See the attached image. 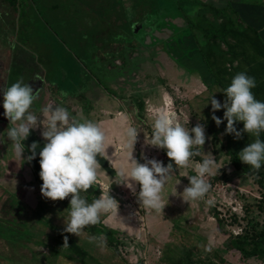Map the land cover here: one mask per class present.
<instances>
[{"label":"rangeland","instance_id":"obj_1","mask_svg":"<svg viewBox=\"0 0 264 264\" xmlns=\"http://www.w3.org/2000/svg\"><path fill=\"white\" fill-rule=\"evenodd\" d=\"M137 1L17 0L18 6L13 7L0 0V218L14 221L17 226L28 220L26 227H33L35 240L48 244L29 242L26 249L9 244L10 240H0V264H24L22 256L26 254L28 258H37L32 261L34 264H161L168 245L190 249L195 263L211 257L219 264H264V258H244L229 247V233L243 236L264 232V170L250 176L231 159V152L237 155L256 137L244 133L237 140L234 135H222L227 121L217 127L211 119L210 104L213 95L223 104L226 97L222 90L207 85L203 77L177 62L200 68L196 58L193 63L183 59L185 45L193 41L179 39L177 35L188 28L187 16L197 24L198 14L204 8L187 2L176 5L158 0L156 10L148 12L144 6L138 8ZM244 1L252 3V0ZM205 15L214 20L211 13ZM215 22L219 21L215 19ZM192 28L203 42L201 30L193 25ZM34 75L36 81L41 78L44 83V92L48 93L53 86L58 92L73 93L75 97L69 95V102L64 105L72 116L82 120L98 122L113 117L116 110H125L128 126L135 127L138 138H143L142 142H136L133 152L140 163L145 162L141 158L143 154L148 159L162 161L165 166L167 157L163 150L145 144V135L151 136V124L158 115L174 118L188 129L197 123L204 124L207 139L201 151L206 155L211 153L217 164L214 174L206 177L210 191L200 200L189 203L183 200V191L190 183L187 176L195 175V165L190 163L188 168L176 170L167 182L162 193L165 208L160 212L145 209L137 202V196L116 178L117 170L127 168L132 155L131 149L127 147V155L122 148L113 154V158L117 156L113 161L118 168L115 173L100 168L97 182L88 192L81 193L89 203L88 195L93 197L96 190L98 198L103 191L118 202L116 214H102L101 223L117 230L116 238L122 243L111 246L102 231L88 226L80 237L74 235L89 254L85 261L64 259L60 263L54 258L45 259L52 254L49 245L53 227L64 231L69 198L51 201L42 196V184L37 180V170L41 171L39 149L36 159L27 161L31 155L27 150L33 141L31 135H35L40 147L45 144L39 138L42 126L32 130L24 142L26 151L22 158L3 135L10 126L4 115L3 90L16 79L23 78L26 84ZM78 93L91 99L88 109L86 101L76 96ZM59 95L44 94L42 108L61 105L57 104ZM34 104L30 110L39 117L42 108L37 111ZM215 115L223 120L224 109ZM39 119L42 121L43 116ZM235 127L240 131L244 125L237 122ZM198 158L192 159L200 162L202 156ZM134 186L138 194L140 186ZM39 208H43L39 211L41 217L36 214ZM216 212L223 227H219ZM41 220L47 221H42L46 226ZM100 234L106 237L103 248L95 242L89 243L90 236ZM16 238L20 241L21 235Z\"/></svg>","mask_w":264,"mask_h":264},{"label":"clouds","instance_id":"obj_2","mask_svg":"<svg viewBox=\"0 0 264 264\" xmlns=\"http://www.w3.org/2000/svg\"><path fill=\"white\" fill-rule=\"evenodd\" d=\"M256 87L253 77L246 73L236 74L229 86L221 93L226 97L223 104L213 95L210 98L212 109L211 119L219 127L227 121L226 131L222 135H234L237 140L243 134L256 137L237 155L238 159L253 170H259L264 162V141L260 135L264 132V102L258 101L252 89ZM40 90H35L23 78L3 90V108L10 126L3 134L11 141V149L16 155L23 157L25 141L32 130L41 126V135L46 141L42 148L38 142H33L29 149L31 155L27 161L36 159L39 149V176L43 181L41 194L51 201H63L69 197L70 206L64 217V231L80 237L88 226L101 223L102 214L115 215L119 204L109 194L102 191L99 198L91 203L81 193L88 192L97 182L101 164L98 157L105 156L106 133L100 123L82 120L72 116L62 105L49 104L43 107L38 117L30 109L39 98ZM224 109L223 120L215 115ZM43 116L41 121L39 118ZM237 122L244 127L238 131ZM139 131L129 127L126 132L128 148L132 150L127 168H120L116 178L120 184L127 186L136 196L141 207L160 212L163 207V190L175 171L188 168L194 163L195 175L187 176L190 181L185 187L182 198L185 202L197 201L205 197L211 185L206 177L214 174L217 167L216 159L211 154L202 152L206 143L205 126L197 123L190 129L166 115H158L151 124V136L145 135V144L166 151L170 162L166 167L162 161L148 159L140 163L133 157L134 147ZM202 156L200 162L193 157ZM111 164V161H109ZM140 186L137 194L135 186ZM165 207H163L164 209ZM97 243L103 248L106 237L103 234L89 237V243ZM68 246V238L64 237V247ZM210 251V248H205Z\"/></svg>","mask_w":264,"mask_h":264},{"label":"trees","instance_id":"obj_3","mask_svg":"<svg viewBox=\"0 0 264 264\" xmlns=\"http://www.w3.org/2000/svg\"><path fill=\"white\" fill-rule=\"evenodd\" d=\"M11 6L17 7V0H5ZM158 0H138L136 6L138 8L144 6L148 12H154L156 10V3ZM176 5H181L184 2L190 5H201L203 10L199 15L198 23L194 24L189 16V26L186 30L178 33L177 38H190L193 42L189 45H185L184 58L186 61L195 62L196 58L198 67H188L182 61H177L179 66L185 69L194 71L195 74L203 77V81L209 86H217L223 90L230 85L232 78L241 72L246 73L249 77H253L256 82V87L252 89L255 98L258 101L264 102V9L262 1H252V3H246L244 0L240 2H234V0H168ZM211 13L214 20H210L205 14ZM217 19L219 22H215ZM193 27H197L201 30L204 36V41H199L193 32ZM263 25V26H261ZM184 44V43H183ZM183 44L180 45L183 46ZM185 44H187L185 42ZM194 53L197 54L194 55ZM210 79V84L208 78ZM260 139L264 141V132L261 133ZM224 144H222V147ZM225 147V146H224ZM164 155L166 151L163 150ZM231 152V159L233 164L245 172L247 175H258L259 172L264 170V163L261 168L257 170L247 169L241 166V163L237 155ZM99 158V157H98ZM198 158V156L194 157ZM201 159V158H198ZM100 162V161H99ZM170 162L167 157L165 166ZM174 164V162H172ZM103 169L106 170L108 166L104 162H100ZM107 171V170H106ZM108 172L115 173L114 170L109 169ZM40 171L37 170V180L42 184L43 181L39 176ZM95 195L88 200L92 202L96 197L98 198V190L95 191ZM70 199L67 201V208L70 206ZM43 208H39L36 214L41 217ZM219 227H223L222 219L219 214L215 213ZM43 219V217H42ZM47 223L45 220H41V223ZM3 223V224H1ZM6 223V224H5ZM19 224V223H18ZM29 224L27 221H22L19 226L14 221H7L0 218V240L9 241V244L26 248L29 242L34 244L48 246L43 241H36L33 234V227H26ZM44 224V223H43ZM49 224V222H48ZM45 225V224H44ZM46 226V225H45ZM99 231H102L104 235L109 238V245L118 246L120 240L116 238L119 234L118 231L104 226L99 223L92 226ZM54 235L50 237L51 245L49 249L52 254L51 257L45 259L54 258L58 262H64V259L70 261H76L77 259L85 261L88 258V252L79 244L78 240L73 234L66 233L65 231L57 230L53 227ZM10 232V234L6 233ZM21 235L20 241L16 236L12 234ZM68 238V246L64 247V237ZM229 247L238 251L244 258L258 257L264 258V232H260L257 235L245 234L243 236H235L229 233ZM15 237V239H13ZM23 240H26L24 242ZM28 255L22 256V263L34 264L37 260L34 258H28ZM24 259V260H23ZM26 261V262H25ZM33 261V262H32ZM161 264H219L213 258L206 257L205 259L194 262L190 249L183 247H172L168 245L167 251L164 255L163 263Z\"/></svg>","mask_w":264,"mask_h":264},{"label":"crops","instance_id":"obj_4","mask_svg":"<svg viewBox=\"0 0 264 264\" xmlns=\"http://www.w3.org/2000/svg\"><path fill=\"white\" fill-rule=\"evenodd\" d=\"M235 1L236 2H240L242 0H234V2ZM252 1H255V0H252ZM260 1H262V0H260ZM262 3H263V1H262ZM263 9H264V5H263ZM261 26H263V25H261ZM18 65H20L21 67H24L25 68V66H23L22 64H18ZM40 79H38L36 81V77L34 75L33 78H30V79L28 78L27 79V82H26V84L29 83L33 87L34 91L35 90H40L39 98L37 99V101H35V104H34V107H35V109L37 111H39L42 108V98L41 97H43L44 94L49 95V94H52V93H55V94L59 93L60 95H59V98L57 99L58 100L57 104L60 103L63 107H65L64 104H67V102H69V98H68L69 95L72 96V97H75L73 93L70 94V93H64L63 91L62 92H58L56 89L53 90L54 89L53 86H51L52 88L49 87V92L48 93L47 92H44L45 91V85H44V83ZM17 81H18V79H16V82ZM84 95H85L84 93L83 94H81V93L80 94L79 93L76 94V96H80L81 100L83 99V100L86 101V102H84V104L86 106L85 108L88 109V107H90V105L92 104L91 103V99H85V96L86 95L85 96ZM104 96L105 95L103 94V96L101 97L102 100L105 99L106 96L105 97ZM165 99L166 98L163 97L164 103L166 102ZM115 101L118 102L117 100H115ZM119 103H120V101H119ZM109 107L110 108H112V107L114 108L115 107V109H116V106L109 105ZM123 109H124V106H123ZM124 111L125 110H122V111L121 110L120 111L116 110V114L113 117H104V118H102L101 120H99L97 122V123H100L101 124V126L104 129V131L106 133V136H107L106 144H105V149H106L105 156L98 158V160L101 163L104 162L108 166V168H106L107 171L109 169H112V170H117L118 169L117 167H114V165H113L114 159L116 160V158H117V156H114V158H113V154L116 155V153L118 152V150H120L122 148H124V151H127L128 150L127 149V147H128V145H127V136L125 134V130L127 131V129L130 126H128L127 114L124 113ZM105 112L107 114L108 111L105 110ZM121 127H123V128H121ZM31 137L33 139L32 143L33 142H38L39 143V141H38V139H36L35 135H31ZM39 138L43 142L46 143V141H44L43 137L39 136ZM142 139L143 138H141V137L140 138H137V142L138 143L139 142H142ZM40 148H42V146ZM128 153L129 152L127 151L126 154L129 155ZM119 156H121V155H119ZM109 161H111V164L109 163ZM101 169L106 172V170L103 169L102 165H101ZM90 203H91V201H90Z\"/></svg>","mask_w":264,"mask_h":264}]
</instances>
